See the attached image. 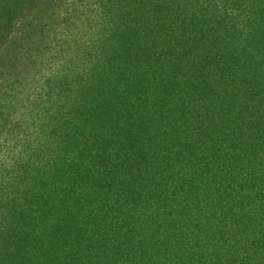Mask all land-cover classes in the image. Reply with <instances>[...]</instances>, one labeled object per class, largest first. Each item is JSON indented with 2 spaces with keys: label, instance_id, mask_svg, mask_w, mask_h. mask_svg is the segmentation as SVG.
<instances>
[{
  "label": "trees",
  "instance_id": "1",
  "mask_svg": "<svg viewBox=\"0 0 264 264\" xmlns=\"http://www.w3.org/2000/svg\"><path fill=\"white\" fill-rule=\"evenodd\" d=\"M0 264H264V0H0Z\"/></svg>",
  "mask_w": 264,
  "mask_h": 264
}]
</instances>
